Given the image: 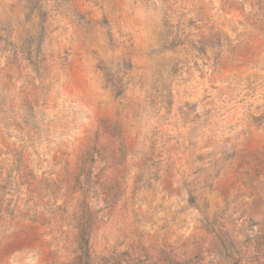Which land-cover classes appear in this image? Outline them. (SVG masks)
Listing matches in <instances>:
<instances>
[{
	"label": "rangeland",
	"instance_id": "374dc122",
	"mask_svg": "<svg viewBox=\"0 0 264 264\" xmlns=\"http://www.w3.org/2000/svg\"><path fill=\"white\" fill-rule=\"evenodd\" d=\"M0 264H264V0H0Z\"/></svg>",
	"mask_w": 264,
	"mask_h": 264
}]
</instances>
